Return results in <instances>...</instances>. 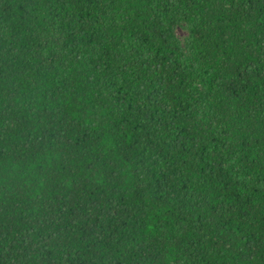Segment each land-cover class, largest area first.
<instances>
[{"label":"trees","instance_id":"1","mask_svg":"<svg viewBox=\"0 0 264 264\" xmlns=\"http://www.w3.org/2000/svg\"><path fill=\"white\" fill-rule=\"evenodd\" d=\"M0 264H264V0H0Z\"/></svg>","mask_w":264,"mask_h":264},{"label":"rangeland","instance_id":"2","mask_svg":"<svg viewBox=\"0 0 264 264\" xmlns=\"http://www.w3.org/2000/svg\"><path fill=\"white\" fill-rule=\"evenodd\" d=\"M175 34L180 46L187 52L190 51L189 47V40H190V33L189 28L185 24H181L176 27Z\"/></svg>","mask_w":264,"mask_h":264}]
</instances>
